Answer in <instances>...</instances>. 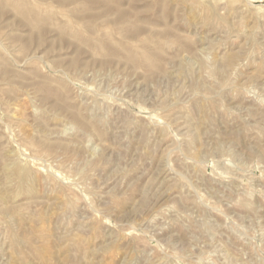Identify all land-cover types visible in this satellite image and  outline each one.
<instances>
[{"label":"rangeland","instance_id":"374dc122","mask_svg":"<svg viewBox=\"0 0 264 264\" xmlns=\"http://www.w3.org/2000/svg\"><path fill=\"white\" fill-rule=\"evenodd\" d=\"M0 264H264V0H0Z\"/></svg>","mask_w":264,"mask_h":264}]
</instances>
